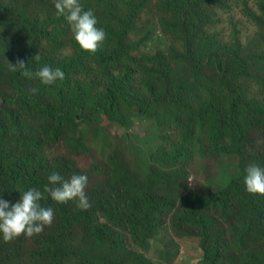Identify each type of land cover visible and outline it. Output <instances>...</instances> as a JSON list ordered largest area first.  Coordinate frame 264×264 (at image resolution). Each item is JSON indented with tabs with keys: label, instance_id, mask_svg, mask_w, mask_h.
Instances as JSON below:
<instances>
[{
	"label": "trees",
	"instance_id": "trees-1",
	"mask_svg": "<svg viewBox=\"0 0 264 264\" xmlns=\"http://www.w3.org/2000/svg\"><path fill=\"white\" fill-rule=\"evenodd\" d=\"M79 3L106 33L95 53L53 0H0V199L11 207L56 172L86 175L91 204L45 192L52 224L0 236V258L21 264L33 248V264H156L147 252L172 234L198 241L197 264H264V195L244 183L264 167V0ZM17 60L65 79L43 85ZM197 160L220 179L192 187Z\"/></svg>",
	"mask_w": 264,
	"mask_h": 264
},
{
	"label": "clouds",
	"instance_id": "clouds-1",
	"mask_svg": "<svg viewBox=\"0 0 264 264\" xmlns=\"http://www.w3.org/2000/svg\"><path fill=\"white\" fill-rule=\"evenodd\" d=\"M57 15L65 17L70 25L73 38L78 46L86 52L95 53L105 41L106 33L97 28V20L91 10L85 11L79 0H53ZM36 60L39 59L37 55ZM10 65V64H9ZM13 71H20L29 79L36 78L43 85H53L57 80H64L65 73L59 68L52 69L47 65L36 71L29 69L23 60H17L15 65H10ZM246 191L250 194L264 195V167L256 164L246 169L244 177ZM88 177L73 174L69 179L53 172L48 176V186L40 191L31 188L20 194V199L11 207L9 202L0 199V236L4 242H11L21 235L32 237L40 234L45 226H50L54 219L51 207L41 206L40 201L45 198V192L58 204L68 201H77V207L88 210L91 207L86 194Z\"/></svg>",
	"mask_w": 264,
	"mask_h": 264
},
{
	"label": "rangeland",
	"instance_id": "rangeland-1",
	"mask_svg": "<svg viewBox=\"0 0 264 264\" xmlns=\"http://www.w3.org/2000/svg\"><path fill=\"white\" fill-rule=\"evenodd\" d=\"M222 34H226V31ZM157 34L154 35L153 38H156ZM5 92H11L10 87H5ZM144 127L137 126L135 132L139 136L145 135V124H140ZM113 133L121 134V130L113 129ZM129 160L133 164L134 169L139 173L141 178L145 172V168L142 165V162L136 157L135 154H129ZM79 163L81 166L85 165V160L80 159ZM190 184L191 186H208L210 181L213 179H220L219 174L217 172V168L212 164V162H208L205 160H197L191 167L189 172ZM194 187V188H195ZM198 246V241L192 238H184L180 239L175 237L174 235H168L163 242L155 243L152 245L151 249L147 252L149 257L155 261L156 264H197L199 261V253L196 250ZM35 254L33 248H31L30 257H24L21 264H33V255ZM21 261V262H22ZM0 264H6L3 258H0ZM68 264H79L76 259H73L72 262Z\"/></svg>",
	"mask_w": 264,
	"mask_h": 264
}]
</instances>
